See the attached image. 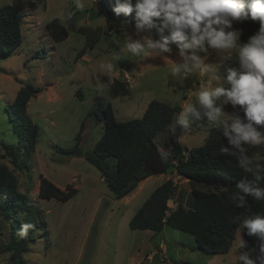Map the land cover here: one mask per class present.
<instances>
[{
	"label": "rangeland",
	"instance_id": "374dc122",
	"mask_svg": "<svg viewBox=\"0 0 264 264\" xmlns=\"http://www.w3.org/2000/svg\"><path fill=\"white\" fill-rule=\"evenodd\" d=\"M5 5L18 8L23 22L21 45L9 54L0 50V155L4 153L3 144L11 146L19 152L21 169L9 159H0V164L13 172L19 193L34 202L41 214L40 229L29 232L27 252L20 258L22 263L16 264H239L236 253L240 251L241 229L236 230L228 252L215 255L202 253L192 236L167 225L158 233L129 229L133 215L167 179L176 184L167 204L169 209L178 204L192 209L191 191L211 192L212 187L189 182L168 170L150 175L127 196L115 199L101 173L90 163L104 133V124L94 117L98 108L109 103L117 122L141 119L151 101L181 111L182 101L195 102L193 92L210 74L182 79L172 73L169 60L134 56L126 48L129 36L139 38L134 28L123 15L109 21L96 0H0V7ZM55 18L68 31L64 41L53 40L45 29V24ZM80 28L99 29L100 33L85 52L86 35L77 32ZM172 48L169 58L177 60L176 46ZM218 61L213 50L210 62ZM109 63L114 65L113 70L107 68ZM115 80L129 84L127 95L111 97L109 88ZM26 85L40 89L26 108L28 118L37 127L35 148L28 157L18 148L23 128L19 121L10 120L6 110ZM223 110L226 114L238 111L230 104H224ZM191 127L177 141L183 154L202 146L208 132L218 126L205 117L193 121ZM80 130L74 153L71 149ZM153 141L159 152L169 155L171 141L167 133L156 134ZM248 154L264 158V146H253ZM107 162L112 165L115 160L108 158ZM40 176L60 189L70 185L77 193L64 203L40 200ZM16 235L19 241L24 240ZM12 237L9 222L0 211V264H13L6 250ZM248 254L260 255L259 244Z\"/></svg>",
	"mask_w": 264,
	"mask_h": 264
},
{
	"label": "trees",
	"instance_id": "16d2710c",
	"mask_svg": "<svg viewBox=\"0 0 264 264\" xmlns=\"http://www.w3.org/2000/svg\"><path fill=\"white\" fill-rule=\"evenodd\" d=\"M96 1L100 4L102 11L106 12L110 21L115 16L112 11L114 4L111 0ZM124 18L128 25L134 28L137 23L135 14ZM22 22L23 15L18 8L12 5L0 7V50L4 54L15 51L21 45ZM234 27L242 29L243 35L240 42L244 43L258 30L259 22L251 20L237 22ZM45 29L57 42L64 41L68 37V31L59 19L55 18L46 23ZM77 32L86 35L84 52L87 48H92L100 36L99 29L80 28ZM151 35L154 39L161 38V34L155 29L151 30ZM163 35L168 33L165 32ZM223 71L221 68V75ZM109 90L111 97L116 98L127 95L130 87L126 81L115 80ZM39 93V88L26 85L17 92L13 103L6 108L10 120L19 121L23 128L21 146L18 148L23 150L25 157L34 151L37 137V127L28 118L26 108L30 99ZM236 108L243 116L240 106ZM174 111L179 112V109L151 101L141 119L127 122L116 121L109 103L94 112L96 121L104 124V133L93 150L90 163L101 173L103 182L115 199L127 196L140 182L150 176L143 173L144 159L150 145H155L153 138L156 134L165 132L169 135L167 126L171 123ZM80 135L81 130L77 133L76 144L71 149L74 153H76ZM169 138L171 141L169 155L160 152L163 156L161 173L173 170L189 182L204 184L212 187L213 191L204 192L193 189L191 191L194 199L192 209H185L180 204L175 209H169L167 204L171 200L176 184L172 179H167L150 194L133 215L129 222V229L158 233L167 225L192 236L202 253L226 254L235 239L236 230L241 229V221L257 213L264 215V201H255L250 197L249 206L241 208L232 198L238 192L237 184L247 174L237 166L236 157L226 156L220 152V148L227 145V140L219 127L211 129L203 145L191 149L188 154H183L178 143L173 144L174 138L170 135ZM2 149L4 153L0 155V159H9L15 168L21 169L18 165L19 152L4 144ZM108 158L114 159L115 163L109 165ZM253 159L254 162L264 163V158L253 157ZM22 165L26 166L24 160ZM261 186L264 187V182ZM76 193L77 190L70 185L60 189L46 178L41 176L39 178L37 198L40 200L55 199L64 203ZM0 211L10 225V233L13 237L7 244L6 250L10 252V261L16 264L27 252V239L30 237L28 235L26 239L19 241L16 235L19 230L17 225L21 222H31L36 225V230L40 229L41 214L34 202L19 193L17 178L4 164H0ZM241 230L242 238L247 242V248L240 251L249 252L255 244H260L258 238L247 236L246 230Z\"/></svg>",
	"mask_w": 264,
	"mask_h": 264
},
{
	"label": "clouds",
	"instance_id": "9594fccd",
	"mask_svg": "<svg viewBox=\"0 0 264 264\" xmlns=\"http://www.w3.org/2000/svg\"><path fill=\"white\" fill-rule=\"evenodd\" d=\"M116 16L135 14L136 37H128L126 48L136 57H162L172 63V73L189 76L210 74L193 92L195 102L182 101V110L173 114L167 126L170 137L179 139L189 133L195 120L207 118L222 130L227 145L220 148L226 156L236 157L245 175L237 184L233 199L238 207L249 206V198L264 201V163L249 156L253 146H264V0H111ZM258 21L259 28L241 43L243 31L237 22ZM161 34L154 39L151 30ZM165 32L168 35H163ZM147 33V34H146ZM176 46L178 59L169 57ZM219 57L210 62L212 51ZM165 54H168L165 56ZM109 70L114 65H107ZM223 68V75L220 70ZM213 81L216 82L215 86ZM220 101V103H218ZM224 104L240 111L226 114ZM261 126V127H257ZM206 139V137H205ZM250 177V178H249ZM246 235L260 241V255L237 251L239 264H264V215L259 213L241 221ZM31 222L21 223L17 234L27 238L35 231ZM239 248H247L240 235Z\"/></svg>",
	"mask_w": 264,
	"mask_h": 264
},
{
	"label": "water",
	"instance_id": "95a60500",
	"mask_svg": "<svg viewBox=\"0 0 264 264\" xmlns=\"http://www.w3.org/2000/svg\"><path fill=\"white\" fill-rule=\"evenodd\" d=\"M112 21H116V19H113ZM177 112L178 111H174L173 114ZM172 119H173V115H172L171 121ZM177 141L178 139L174 138L173 144L176 145ZM148 159H151L154 161L151 167L147 166L145 163V161ZM162 171H163V156L162 154H160L159 150L156 148L155 145H150L148 154L145 157L144 162H143V173L146 175H152L154 173H161Z\"/></svg>",
	"mask_w": 264,
	"mask_h": 264
},
{
	"label": "snow or ice",
	"instance_id": "6c2138e0",
	"mask_svg": "<svg viewBox=\"0 0 264 264\" xmlns=\"http://www.w3.org/2000/svg\"><path fill=\"white\" fill-rule=\"evenodd\" d=\"M145 163H146L147 166L151 167L153 165L154 161L151 160V159H148V160L145 161Z\"/></svg>",
	"mask_w": 264,
	"mask_h": 264
}]
</instances>
